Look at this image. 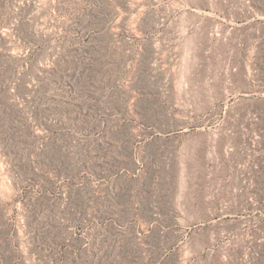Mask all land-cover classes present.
Masks as SVG:
<instances>
[{
    "label": "rangeland",
    "instance_id": "1",
    "mask_svg": "<svg viewBox=\"0 0 264 264\" xmlns=\"http://www.w3.org/2000/svg\"><path fill=\"white\" fill-rule=\"evenodd\" d=\"M0 264H264V0H0Z\"/></svg>",
    "mask_w": 264,
    "mask_h": 264
}]
</instances>
